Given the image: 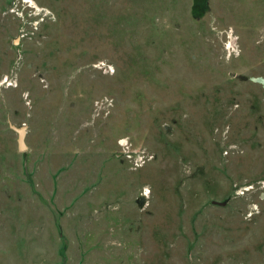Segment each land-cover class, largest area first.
I'll return each mask as SVG.
<instances>
[{
  "label": "rangeland",
  "instance_id": "rangeland-1",
  "mask_svg": "<svg viewBox=\"0 0 264 264\" xmlns=\"http://www.w3.org/2000/svg\"><path fill=\"white\" fill-rule=\"evenodd\" d=\"M192 3L0 0V264H264V0Z\"/></svg>",
  "mask_w": 264,
  "mask_h": 264
},
{
  "label": "water",
  "instance_id": "water-1",
  "mask_svg": "<svg viewBox=\"0 0 264 264\" xmlns=\"http://www.w3.org/2000/svg\"><path fill=\"white\" fill-rule=\"evenodd\" d=\"M206 8H207V0H193L191 10L194 16L196 17L202 16L205 13ZM252 79L256 80L258 78H252ZM10 127L17 133V143L19 150H24L26 148L24 142L26 125L16 126L14 124H10ZM217 203H223V202H217Z\"/></svg>",
  "mask_w": 264,
  "mask_h": 264
},
{
  "label": "built area",
  "instance_id": "built-area-1",
  "mask_svg": "<svg viewBox=\"0 0 264 264\" xmlns=\"http://www.w3.org/2000/svg\"><path fill=\"white\" fill-rule=\"evenodd\" d=\"M101 67L105 68L106 72H113L114 68L110 65V64H106L104 62H102L100 64ZM0 84L1 85H14L15 81H13L12 79H10L8 76H3L2 78H0ZM122 147L124 148V150L129 153V156L134 155L133 153L129 152L128 149V142L127 141H121L120 142Z\"/></svg>",
  "mask_w": 264,
  "mask_h": 264
}]
</instances>
